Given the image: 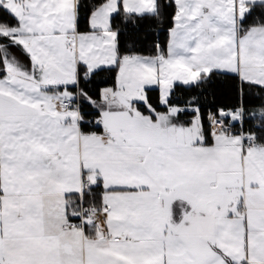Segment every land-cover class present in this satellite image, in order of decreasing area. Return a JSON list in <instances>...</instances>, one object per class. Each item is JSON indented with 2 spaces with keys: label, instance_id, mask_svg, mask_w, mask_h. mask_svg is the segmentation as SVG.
<instances>
[{
  "label": "snow or ice",
  "instance_id": "6c2138e0",
  "mask_svg": "<svg viewBox=\"0 0 264 264\" xmlns=\"http://www.w3.org/2000/svg\"><path fill=\"white\" fill-rule=\"evenodd\" d=\"M0 264H264V0H0Z\"/></svg>",
  "mask_w": 264,
  "mask_h": 264
}]
</instances>
